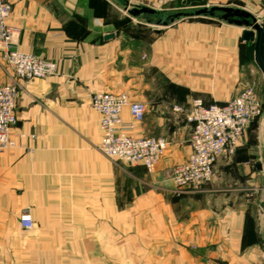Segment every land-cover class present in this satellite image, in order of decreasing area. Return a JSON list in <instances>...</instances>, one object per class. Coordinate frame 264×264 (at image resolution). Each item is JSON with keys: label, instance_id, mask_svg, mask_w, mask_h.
<instances>
[{"label": "crops", "instance_id": "0c3cea01", "mask_svg": "<svg viewBox=\"0 0 264 264\" xmlns=\"http://www.w3.org/2000/svg\"><path fill=\"white\" fill-rule=\"evenodd\" d=\"M138 1L158 8L157 0ZM199 3L240 8L264 23V0ZM9 5L14 47L54 61L58 72L18 89L17 123L10 130L15 147L0 150V264H34L33 236L50 242L69 232L96 235L99 197L100 208L111 213L118 172L132 179L138 208L153 213L156 253H169L175 264H264V105L235 154L217 159L208 183L177 190L170 180L190 152L191 131L173 106L187 108L196 98L223 104L243 86L257 94L264 90L260 72L245 58L243 28L219 20L220 13L163 28L137 19L123 24L109 0ZM11 78L0 57V83ZM98 92L125 93L146 105L142 121H134L127 108L122 119L131 124L127 135L168 142L154 171L135 165L115 173L114 162L99 151V114L90 107ZM25 209L32 231L18 222Z\"/></svg>", "mask_w": 264, "mask_h": 264}, {"label": "built area", "instance_id": "2783aa9c", "mask_svg": "<svg viewBox=\"0 0 264 264\" xmlns=\"http://www.w3.org/2000/svg\"><path fill=\"white\" fill-rule=\"evenodd\" d=\"M10 15L9 0H0V57L12 75L9 83H0L1 151L15 147L10 130L17 123L14 111L21 83L44 79L58 72L54 61L14 47L17 30L8 24ZM263 105L252 86H243L223 104L205 105L196 98L187 108L173 106L172 112L184 115L191 126L188 138L190 152L170 174L174 188L196 189L208 183L217 159L235 154L250 125L261 117ZM90 107L99 114V151L109 159L142 165L148 173L154 171L167 150L168 142L161 137L133 138L127 135L131 124L122 119V111L127 108L134 121H142L146 105L132 100L125 93L98 92L92 95ZM18 220L25 230L33 227L28 210L22 211Z\"/></svg>", "mask_w": 264, "mask_h": 264}, {"label": "rangeland", "instance_id": "374dc122", "mask_svg": "<svg viewBox=\"0 0 264 264\" xmlns=\"http://www.w3.org/2000/svg\"><path fill=\"white\" fill-rule=\"evenodd\" d=\"M109 2L113 4L120 15H123V24L130 21V19H137L139 22H135L136 24L155 26V21H157L155 16H148L147 19H150V24H147L142 17L132 18L129 16L121 2L117 0H109ZM129 3L142 6L138 0H132ZM156 3L158 7L156 9L169 10L166 13L176 12L182 7L180 1L175 3L169 0H157ZM199 7H202L201 3H195L188 10L193 11ZM257 77L260 79V74H257ZM261 85L262 80H260ZM258 95L263 99L264 90H262V86ZM109 160L114 162L115 173L118 172V168L128 170L135 166L116 159ZM118 173L124 175L122 172ZM120 175L115 174V208L111 213L100 208L102 200L99 197L97 234L90 237L89 232H82L81 235L69 232L65 236L66 239L50 242L39 241L33 236L34 264H175V260L169 258V253L155 252L157 245L154 242V237L157 226L153 213L138 208L132 179L126 178V176L121 178ZM137 185L143 187L141 184ZM127 206H130V208L128 209ZM22 211L18 213V219ZM33 229L32 227L26 231H32ZM39 236L41 239L44 237L43 234H39ZM50 237H53V235H50ZM77 237H82V241L74 239H77Z\"/></svg>", "mask_w": 264, "mask_h": 264}, {"label": "water", "instance_id": "95a60500", "mask_svg": "<svg viewBox=\"0 0 264 264\" xmlns=\"http://www.w3.org/2000/svg\"><path fill=\"white\" fill-rule=\"evenodd\" d=\"M124 6L125 11L132 18L148 16L157 17L155 26L163 28L180 19L213 17L215 13H220L217 17L219 20L226 22L228 25L243 28L242 39L246 42L245 58L249 63H253L260 72L264 84V23H258L257 19L248 11L240 8L203 6L196 10L189 11L191 5L199 3L201 0H184L183 7L173 13H165L148 6L131 5L128 0H117ZM150 24V21H147ZM109 34L105 39L111 38Z\"/></svg>", "mask_w": 264, "mask_h": 264}, {"label": "trees", "instance_id": "16d2710c", "mask_svg": "<svg viewBox=\"0 0 264 264\" xmlns=\"http://www.w3.org/2000/svg\"><path fill=\"white\" fill-rule=\"evenodd\" d=\"M195 4V3H194Z\"/></svg>", "mask_w": 264, "mask_h": 264}]
</instances>
